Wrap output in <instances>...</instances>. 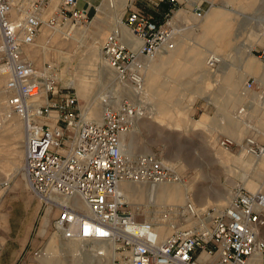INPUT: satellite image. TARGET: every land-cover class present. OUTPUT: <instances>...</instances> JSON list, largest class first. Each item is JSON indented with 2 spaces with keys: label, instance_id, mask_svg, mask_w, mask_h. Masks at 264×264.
Returning <instances> with one entry per match:
<instances>
[{
  "label": "rangeland",
  "instance_id": "rangeland-1",
  "mask_svg": "<svg viewBox=\"0 0 264 264\" xmlns=\"http://www.w3.org/2000/svg\"><path fill=\"white\" fill-rule=\"evenodd\" d=\"M107 1L95 0L96 8L89 11L86 25L62 29L72 38L43 28L36 46L28 51L30 58L39 67L54 69L61 80L60 89L75 92L84 111L87 106L106 107L103 101L107 93L118 98L116 84L124 91L120 100L131 101L137 107L140 105L143 115L135 129L123 136L124 145L130 149L127 157L153 154L177 169L181 182L173 187L183 183L186 193L184 204H178L181 213L188 202H196L198 208L228 205V194L233 196L238 186L253 193L251 184L248 186L250 181L264 187V175L259 172V168L264 169V158L253 153L258 150L256 146L264 145V79L247 76L244 82L247 96L257 94L258 98L255 103L248 98L243 108L256 106L259 112L245 118L241 140L229 148L219 145L221 140L230 139L224 125L228 123L229 115H236L241 106L235 97L227 94L226 72L232 70L238 75L243 74L245 63L248 65L251 59L259 66L264 65V0H243L240 4L235 0H129L123 20L131 10H141L158 19L166 18L169 13V25L175 33L181 32L177 36L185 34L186 44L191 46L189 50L181 49L179 55L158 68L159 87L147 91L144 104L129 94L134 91L129 83H119L115 72L105 64L102 48L112 31L109 24L112 25L115 19L121 21L118 15L114 19L104 9ZM150 2L156 5H150ZM114 3L117 4V0ZM84 5L81 1L78 8L82 9ZM212 9L225 10L231 16L232 24L224 21L217 28L204 30L207 26H203L204 18ZM178 12H183L184 17L177 19ZM97 29L101 31L99 35ZM177 36L175 38H179ZM213 38L220 41L215 42ZM206 45H213L217 50L208 52ZM203 50L206 51L205 68L211 70L209 75L200 70L199 60H196L199 57L195 58L197 63L193 58ZM213 54L220 55L224 61L210 62ZM158 57L153 61L156 62ZM248 82L253 85L251 89ZM1 86L0 81V94ZM98 96L101 99L97 100ZM1 104L0 95V236L3 249L8 248L5 258L10 262L17 260V264H48L47 259L56 264H113L116 258L111 254L94 253L91 242H77L86 252L75 253L69 249V246H75L71 245L72 241H61L54 235L58 210L54 209L51 216L50 210L46 212L47 208L29 191L22 172L23 122L17 116L7 118L6 110L1 111ZM224 152L229 155L222 156ZM137 186L142 188V199L128 197L131 210L140 219L153 223H158L157 218L162 224L171 221L172 208L151 203L148 195L151 186ZM168 186L172 185L153 189L160 193ZM175 216L173 222L179 227L189 224L187 217ZM261 232L264 238V227ZM24 246L23 254L17 257ZM109 247L112 250V246ZM257 260L258 264H264V254Z\"/></svg>",
  "mask_w": 264,
  "mask_h": 264
},
{
  "label": "built area",
  "instance_id": "built-area-1",
  "mask_svg": "<svg viewBox=\"0 0 264 264\" xmlns=\"http://www.w3.org/2000/svg\"><path fill=\"white\" fill-rule=\"evenodd\" d=\"M78 1L0 0V77L5 79L7 118L23 122L22 172L41 204L58 210L54 229L60 239L112 243L117 255L113 264H249L263 255L264 198L244 187H236L222 209L188 203L182 217L196 223L172 227L164 237L158 223L131 210L123 182L155 186L179 179L177 169L156 155L125 156L121 137L135 129L143 115L140 107L124 100L117 107L107 105L100 122L87 119L78 95L60 89L59 74L28 56L43 28L56 31L88 23L89 12L79 9ZM165 16L131 10L123 25L141 45L134 47L119 29L104 42L107 65L137 90L144 85L139 58L153 59L173 44L170 15ZM234 144L230 139L219 142L222 148ZM256 149L253 153L264 158V145ZM73 199L86 206V213L72 205ZM3 247L0 236V256Z\"/></svg>",
  "mask_w": 264,
  "mask_h": 264
},
{
  "label": "crops",
  "instance_id": "crops-1",
  "mask_svg": "<svg viewBox=\"0 0 264 264\" xmlns=\"http://www.w3.org/2000/svg\"><path fill=\"white\" fill-rule=\"evenodd\" d=\"M81 1L83 3H85V5L82 7V9H87L88 12L96 8L95 0H79L78 5L80 4ZM114 1L115 0H108L104 4V7H105L104 9H107L109 11L107 13H111L114 16V19L116 18V15H118V17L122 21L125 10H126L127 6H129L130 1L129 0H117V4H115ZM235 1L238 2L239 4L243 2V0H235ZM152 4L156 5L155 3L150 2V5H152ZM196 6H197V4H194V7H196ZM154 8L155 7L153 6L152 9H154ZM119 10L121 11V14L119 13ZM183 17H184L183 12L177 13V19H181ZM230 17L231 16L223 9H212L211 11H209L207 13V16L204 18L203 26L204 25H207V26H205L203 28H204V30H212L215 27L216 28L219 27L221 24H223L224 21H225L224 23H226V24L230 23V25H231L232 21H231ZM121 21L117 22V19H115L114 23L113 24L111 23L112 25L109 24L110 30L113 31L115 29H119L122 32L123 36L128 41H130L133 46L135 44L134 47H136V48L139 47L138 43L135 42L134 39L131 37L128 29L125 28V26L121 27V26H123ZM112 22H113V20H112ZM100 32L101 31L99 29H97L98 35L100 34ZM178 37L179 38H175V40H174V43L176 45H178V48L172 50V48L170 47L169 50L164 51V53H165L164 58L169 59L168 61L172 60L174 57L179 55L181 49L189 50L191 48V46H188V44H186L188 38L185 34L178 36ZM213 39L215 42H217L218 40L220 41V39H216V38H213ZM210 40L208 39V41H210ZM200 41L203 43L205 40L202 37V38H200ZM206 47H207L206 49H208V52H209V50H214V51L217 50V48H215L213 45H206ZM204 54H206L205 50H203L201 53L195 54L193 58H194L195 63H197L196 60H199L198 65H199L200 70H202L204 74L209 75L211 73V70L205 68V65H204L205 64L204 63L205 56H204ZM196 57H199V59L195 60ZM161 58L162 57L159 55L156 62H158V61L161 62L160 61ZM248 58H249V54H248ZM162 60H165V59H162ZM251 60H253V59H251ZM251 60L248 63V65H247V62L245 63L243 74L238 75L232 70H229L225 74V83L227 86L226 88H227L228 96L235 97L237 99V103L241 104L240 108L238 109L237 114L236 115H229V117L227 118L228 123L226 125H224L225 131L231 136L230 140H232L234 142L241 140V133H242L241 126H242V123L244 122L245 118L249 115L252 116V115H255L259 112V109L256 106L250 107L248 109L243 108L246 106V104H247L246 101L248 98L252 99L254 103L258 98L257 94H253V95H251V97L247 96V91L244 88V82H245L247 76L248 75H254L257 78L264 79V65L259 66V64L257 62H255V60H254V62L257 64V69L255 68L252 71H248V67L251 64ZM168 61L165 63L167 64ZM206 63H207V59H206ZM164 64H162L159 67H158V65H155L153 70H151V71L144 69V68H141L142 72L144 73L143 74L144 80L145 79L148 80L149 78H151L153 80V88L151 90L159 87V84H158L159 83L158 68H160V67L162 68V66ZM229 78L230 79L232 78V80H228ZM80 93L83 96L82 92H80ZM87 109H88V113L90 114V116L92 117L93 120L100 121L103 117V111L105 110V105H102V106L94 105V106L90 107V109L87 106L85 111ZM259 172L261 175H264V169L259 168ZM249 184H251L250 190L253 191V194H256V195L262 194L263 198H264V187L260 188V187H258V185L256 183H254L252 181L248 182V186H249ZM225 195L227 196V194H225ZM228 196H230V200H231L232 194H228ZM219 199H221L220 195H219ZM219 206H221V205H219ZM24 250H25V246L20 248L18 253H17V257L21 256L23 254ZM7 251H8V248L5 247L3 249L2 255L0 256V264H17V260H15L14 262L13 261L10 262L5 258ZM256 261H258V260L255 257H252L250 260V264L251 263L255 264V263H257Z\"/></svg>",
  "mask_w": 264,
  "mask_h": 264
},
{
  "label": "bare ground",
  "instance_id": "bare-ground-1",
  "mask_svg": "<svg viewBox=\"0 0 264 264\" xmlns=\"http://www.w3.org/2000/svg\"><path fill=\"white\" fill-rule=\"evenodd\" d=\"M121 23H122V25H123V19H122V21H121ZM124 26V25H123ZM55 33H59V34H61V35H64V36H67L68 38H72V36H70V35H68L66 32H64L62 29H58V30H56L55 31ZM177 33H181V32H177L176 31V33L174 32V36H173V38H172V45L171 46H168V47H171L172 48V50L173 49H177L178 48V45H176L175 43H174V40H175V37L177 36ZM178 37V36H177ZM135 42H137L138 43V45L140 46L141 45V43L139 42V41H136V40H134ZM167 47H164L163 49H161L158 53H157V55L155 56V58H153V59H148V58H139V61H140V64L142 65L141 67L142 68H144V69H147V70H149V71H151V70H153V68H154V66L155 65H158V67L159 66H161L162 64H164L165 62H167L169 59H167V58H164L165 57V53L164 52H162L164 49H166ZM161 56L162 58H161V62H154L153 60L154 59H156L158 56ZM28 56H29V54H28ZM168 57V56H167ZM29 58H30V56H29ZM30 59H32V57L30 58ZM145 59V60H144ZM162 59H165V60H162ZM212 60L210 61V62H212V61H214V63L215 62H217V63H222L223 61H224V59L220 56V55H216V54H213V57L211 58ZM106 62V61H105ZM104 62V63H105ZM208 63V65H210V63L209 62H207ZM106 65H107V63H105ZM108 66V65H107ZM109 67V66H108ZM257 69V64L254 62V60H251V64H250V66L248 67V71H252L253 69ZM111 69V68H110ZM115 72V71H114ZM116 74V73H115ZM116 76H117V74H116ZM143 77H144V75H143ZM60 78V77H59ZM117 78H118V76H117ZM119 80V79H118ZM0 81H1V83H2V86H1V96H2V104H1V111H5V110H7V108H6V102L4 101V99L6 98L5 97V93H4V90H3V86H4V84H5V79L4 78H2V77H0ZM119 83H122V84H127V83H125V82H119ZM129 85V87L130 88H132V89H134V91L133 92H131V91H129V94H131V95H135V98L139 101V103L140 104H144V100H146L145 99V97H146V93H147V91H150L152 88H153V80L151 79V78H149L148 80H144V85H143V88H142V90H137L136 88H134L133 86H131L130 84H128ZM115 91L116 92H118V98H117V96L115 95V94H113V93H107V98L105 99V101H103V102H105L106 103V106L107 105H111V106H113V107H117V106H119L122 102H123V100H120V96L121 95H123V90H122V88L118 85V84H116V86H115ZM101 96V95H100ZM100 97L98 96L97 97V100L99 99ZM101 99V98H100ZM97 100H95V102L97 101ZM102 100H104V99H102ZM138 101H135V102H138ZM91 104V103H90ZM138 107H140V105L138 106ZM106 108V107H105ZM90 109V108H89ZM140 110H141V108H140ZM104 114V113H103ZM84 115H85V117L87 118V119H91V120H93L92 119V117L90 116V114L88 113V109L86 110V111H84ZM102 120V119H101ZM100 120V121H101ZM94 121H96V120H94ZM100 121H97V122H100ZM124 135H126V134H124ZM124 135H122V137H121V140H122V143H123V146H124V148H123V151H124V154H125V156H128L127 154L128 153H130V149H128L129 147H126V145H124V141H123V136ZM234 142V141H233ZM235 143V142H234ZM125 149H127V150H125ZM250 154H252L251 152H250ZM229 154H227V153H225L224 152V154L222 155V156H228ZM251 156H253V155H251ZM130 157H132V156H130ZM165 162V161H164ZM166 163V162H165ZM168 164V163H167ZM169 165H171V164H169ZM173 166V165H172ZM179 177V176H178ZM179 182H181V180H180V178L176 181V182H173V183H163V184H159V185H155V186H151V190L149 191V197H150V199H151V203L152 204H154V205H156V206H165V207H168V208H172L171 209V215H173V217H171V218H169L171 221H169L167 224H162V220L161 219H159V218H157V222L158 223H161V224H159V226H160V228H159V232H160V235L162 236V237H164V236H167L168 234H170V232H171V229H172V227H179V224H177V223H174L173 222V220L177 217V216H175V215H183V214H185L184 212H180V211H178V208L180 207L179 205H183L184 204V201H185V195H186V193H185V190H184V184L182 183V184H180V185H176V186H174L173 187V185L174 184H177V183H179ZM128 184H132V185H128ZM136 183H128V182H123L122 183V185H121V190L123 191V193H124V195H125V197H126V199H128V197H137V198H141L142 199V197H141V192H142V188H140V186H137V185H142V186H144V185H147V184H136ZM165 186V185H172V186H168V187H163L162 188V192H158L157 193V191L156 190H154L153 188H157V187H159V186ZM148 186H150V185H148ZM158 189V188H157ZM256 195V194H255ZM232 199V198H231ZM57 200L59 201V202H61V203H65V202H69L68 200H66V199H58L57 198ZM231 201V200H230ZM71 203H72V205L73 206H75L76 208H78L80 211H82V212H84V213H86V211H87V209H86V206L80 201V200H78V199H73V200H71L70 201ZM163 202H165V203H163ZM161 203V204H160ZM188 203H191V202H188ZM187 203V204H188ZM230 203V202H229ZM166 204V205H165ZM179 204V205H178ZM186 204V205H187ZM185 205V206H186ZM197 208H198V204L195 202V204H194ZM229 205V204H228ZM228 205H226V206H228ZM185 206L183 207V209H185ZM216 207H218V208H224V207H226V206H219V205H215ZM48 210H50V216H51V214H52V212H53V208L52 207H48L47 209H46V212L48 211ZM174 212H175V214H174ZM147 221H149V220H147ZM149 222H153V221H149ZM186 222L187 223H189L188 225H186V226H191V225H193L194 223H196V222H193L192 221V219L191 218H188L187 220H186ZM155 223V222H154ZM186 226H184V227H186ZM54 235L58 238V239H60V235L58 234V233H54ZM61 240V239H60ZM62 241V240H61ZM77 242H81V243H87L88 241H72L71 242V245H75V246H69V249L72 251V252H75V253H78V252H81V253H83L84 251L86 252V250H84V248L83 247H79L76 243ZM74 243V244H73ZM92 243V245H93V247H92V251L94 252V253H99V252H102V254H104V255H113V258H116L117 257V255L115 254V246L112 244V243H108V242H105V241H94V242H91ZM112 246V250H110L109 248V246ZM98 247V248H97ZM50 250V249H49ZM92 252V253H93ZM93 253V254H94ZM96 256V255H95ZM260 256H262V255H257V256H255V258L257 259V257H260ZM97 257V256H96ZM100 257V256H99ZM98 257V258H99ZM47 261H48V264H56V262H54V260H52V259H47ZM257 263H258V261H256ZM257 263H255V264H257ZM249 264H250V262H249ZM251 264H254V263H251Z\"/></svg>",
  "mask_w": 264,
  "mask_h": 264
}]
</instances>
